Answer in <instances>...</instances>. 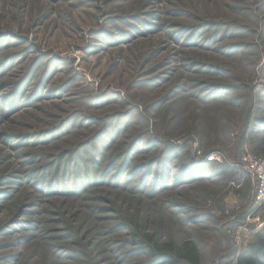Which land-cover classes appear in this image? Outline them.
<instances>
[{"label":"rangeland","instance_id":"obj_1","mask_svg":"<svg viewBox=\"0 0 264 264\" xmlns=\"http://www.w3.org/2000/svg\"><path fill=\"white\" fill-rule=\"evenodd\" d=\"M245 152L264 0H0V264H247Z\"/></svg>","mask_w":264,"mask_h":264},{"label":"built area","instance_id":"obj_2","mask_svg":"<svg viewBox=\"0 0 264 264\" xmlns=\"http://www.w3.org/2000/svg\"><path fill=\"white\" fill-rule=\"evenodd\" d=\"M242 163L255 174L256 189H255V200L261 201L264 199V157L253 156L249 152H245L241 158Z\"/></svg>","mask_w":264,"mask_h":264},{"label":"trees","instance_id":"obj_3","mask_svg":"<svg viewBox=\"0 0 264 264\" xmlns=\"http://www.w3.org/2000/svg\"><path fill=\"white\" fill-rule=\"evenodd\" d=\"M259 235H264V229L261 230L259 232ZM249 253H250V256L248 258H246L245 262L247 264H259L255 259H254V256L253 254L254 253H258V254H262L264 253V246L263 245H260V244H254V245H251L250 248H249ZM253 259V260H252Z\"/></svg>","mask_w":264,"mask_h":264}]
</instances>
